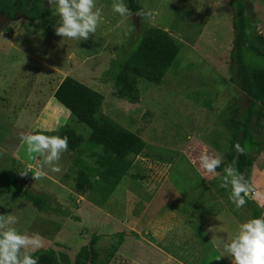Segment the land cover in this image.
I'll return each mask as SVG.
<instances>
[{
    "label": "rangeland",
    "instance_id": "rangeland-1",
    "mask_svg": "<svg viewBox=\"0 0 264 264\" xmlns=\"http://www.w3.org/2000/svg\"><path fill=\"white\" fill-rule=\"evenodd\" d=\"M123 2L128 6L127 0ZM136 2L140 7L138 29L132 15L122 17L113 12V0H95L97 7L102 6L103 15L96 32L81 41L56 35L54 25L58 16L52 14L47 1L44 4L50 11V33L38 21L0 15V150L4 153L0 155V187L1 181L11 174L24 189L46 198V208L41 210L20 194L6 190L0 193V215L15 216L17 222L12 227L22 234H39L41 248H52L64 264L76 258L88 260V242L93 236L97 238L101 264H231L227 256L215 260L224 254L222 241L234 234L237 227L225 211L218 209L217 220L207 228L189 230L197 224L190 216L195 208L208 205L209 199L200 192L190 199L171 202L179 213L173 220L163 219L169 214L165 213L154 221L162 227L159 232L169 237L177 234L180 240H158L160 248H155L156 240L145 226L149 217L155 218L154 201L183 194L187 186L198 181L187 154L195 160L193 156L203 151L202 143L218 149L222 162L236 152L234 145L239 142L240 131L235 124L240 106L233 110L234 104L224 108L222 103L224 93L230 99L242 101V105L245 97L232 79L228 48L223 49V55L213 53L210 62L187 45L199 36L200 22L205 16L195 14V0ZM255 11L264 14V0H252L254 15ZM229 22L232 27V17ZM169 26L168 32L179 45L173 64L159 82L130 74L138 97L134 101L119 97L114 78L140 32L150 27L167 31ZM66 75L100 92L102 112L137 133L145 143L139 154L129 156L127 174L106 196L102 194L104 187L97 188L101 181L93 173H88L87 189H77L75 185L79 167L73 158L79 153L87 164L96 165L102 152L98 146L83 147L80 151L68 149L59 161L63 169L60 173H53L46 166L47 176L39 180L31 172L20 175V171L29 168L33 172L38 170L42 159L38 154L27 153L21 131L53 135L62 126L70 125L85 139L90 134V129L78 123L53 97ZM261 111L258 121L250 126L260 150L249 153L252 162L245 176L255 189L251 199L264 214V109ZM225 167L220 165L217 169L223 171ZM219 193L241 222L250 218L245 206L238 209L229 199L230 189L222 187ZM184 225L187 230H179ZM194 237L200 245L198 253L179 255L193 250ZM173 240L180 243L176 254L168 243Z\"/></svg>",
    "mask_w": 264,
    "mask_h": 264
},
{
    "label": "trees",
    "instance_id": "trees-1",
    "mask_svg": "<svg viewBox=\"0 0 264 264\" xmlns=\"http://www.w3.org/2000/svg\"><path fill=\"white\" fill-rule=\"evenodd\" d=\"M47 0H0V15L9 19L22 16L29 21H38L42 29L51 32L49 22V8L44 2ZM137 0H127L131 12L140 9ZM234 41L230 51V66L234 79L241 90L248 97V104L241 112V119L236 121V128L240 131L239 143L246 147L247 154L237 152L228 154L229 160L222 162L225 167L236 160V167L245 174L252 158L250 152L259 151V143L252 136V119L256 121L260 111L264 108V36L257 30V18L252 12V0H230ZM179 51L178 43L165 30L150 27L142 30L134 41L128 56L122 62L115 78L114 86L119 97L136 100L138 91L135 80L130 76L142 77L153 82H159L166 70L173 64ZM53 97L64 106L77 119L90 129L89 136L85 139L77 134L70 125H64L53 135L66 136L68 149L78 150L83 147H100L96 165H89L79 153L73 158L79 167L76 188L85 190L89 186L88 173H93L100 178L98 187H104L102 194L108 195L115 188L119 180L127 174L131 165L130 155H137L145 143L141 137L111 118L101 110L103 96L100 92L90 88L72 76L66 75L54 90ZM0 193L11 190L32 202L37 208H46L44 194H37L23 188L13 175L1 181ZM96 187V186H95ZM94 188V186L92 187ZM245 208L250 217L260 216V207L248 199ZM96 237H91L88 242V260L74 259L70 264H101L99 251L96 247ZM39 258V264H64L52 248H40L34 252Z\"/></svg>",
    "mask_w": 264,
    "mask_h": 264
},
{
    "label": "clouds",
    "instance_id": "clouds-1",
    "mask_svg": "<svg viewBox=\"0 0 264 264\" xmlns=\"http://www.w3.org/2000/svg\"><path fill=\"white\" fill-rule=\"evenodd\" d=\"M52 14L58 16L54 25L56 35L81 41L88 40L95 33L103 15L102 6L97 7L95 0H47ZM112 10L120 16H131L132 12L123 0H113ZM51 131V129L49 130ZM20 138L26 145L29 155L35 153L41 159L38 170L29 168L20 171L21 176L29 172L35 180L47 176L45 167L53 173L63 169L59 161L63 153L68 151V138L60 135H46L43 132H20ZM235 150L241 155L247 154V149L239 142ZM0 150V155H3ZM12 155L19 158L15 152ZM199 167L208 174L215 176L222 158L211 154L208 150L201 152L198 158ZM221 186L230 189L229 199L236 208L244 207L248 199L254 198L255 189L245 174L236 167V160L224 168ZM16 217L0 215V264H39V258L34 252L42 247L39 234L26 235L15 227ZM224 254L215 257L220 260L227 256L231 264H264V214L252 216L240 222L234 234L222 241Z\"/></svg>",
    "mask_w": 264,
    "mask_h": 264
},
{
    "label": "crops",
    "instance_id": "crops-1",
    "mask_svg": "<svg viewBox=\"0 0 264 264\" xmlns=\"http://www.w3.org/2000/svg\"><path fill=\"white\" fill-rule=\"evenodd\" d=\"M199 1L200 0H198V1L195 0L194 7H195V14L198 15L197 17L205 15L203 22H200V20H199V22L201 24L200 25L201 32L198 34L199 36H197V38L191 44L188 42L187 45L189 47L194 48L197 53H199L202 57L206 58L207 61H210V62L213 61V53L218 55V56L221 54L223 55L224 51H226V50H223L225 48H228V57H229L230 51H231L232 46H233V41H234L233 22H232V27H231V24L229 22V19L231 17L233 18L232 10H231L230 3H229L230 0H204L205 1L204 4L199 3ZM255 15H256L257 21H258L257 30L259 33H261L264 36V14L261 15L259 12L255 11ZM200 18H202V17H200ZM200 18H198V19H200ZM166 29H168L167 30V32H168L170 29V26H169V28H166ZM168 33L171 35L170 32H168ZM240 91H241V93L244 94V97H245L244 98L245 99L244 105H242V101H236V99H232V98L230 99V97L226 93H224L226 95V98L224 99L225 101H224V103H222L224 105V108H227L228 104H230V105L234 104L233 110H235L236 108H238L240 106V114H239V117L237 118V120L241 119V112L246 107V105L248 104L247 95L244 93L243 90L240 89ZM217 100H218V97H216L215 101H217ZM210 108L212 109L213 107H210ZM261 112L262 111H260V115H261ZM259 118H260V116H259ZM257 121H256V116H254L252 119V123L253 122L256 123ZM252 136H253V132H252ZM253 138H254V136H253ZM202 148H203V151L208 150L211 154L218 155L221 157V152L210 144L202 143ZM253 151H255V150H253ZM189 157L190 156L187 154L188 161L191 164V166L193 167V173H195L198 176V181L196 183H192L189 186H187L186 189L184 190L185 193H183V194L177 193L173 197L166 196V197L162 198L161 200L154 201V203H155L154 210L155 211H153V214H154L155 218L152 219V217H149V220L147 221V223H145V226H148L149 229H151L150 233L153 236V237L151 236V238L153 240H156V243L155 244L153 243L155 248H158V249L160 248L158 246V243H157L158 240L159 241L160 240H168L169 238L180 240V237L177 234L174 237H169L168 235L159 232L158 230L162 227L161 226L157 227L155 225V222H157V221H155V219L157 218V220H158V218H160V216H162L163 214L169 213L163 219L173 220V218L177 217L179 213L174 208L175 205H172L171 202L173 200H176V199H179L180 201H182L183 198L184 199H190L193 197V195H196L199 192L204 195V198L206 197L207 199H209V201H208V205H206V206H205V204L198 205L195 208V210L193 211V214L190 215L193 217L194 223L195 222L197 223L196 227H192V228L189 227L190 231L192 230V232H196V231H198V229H199V231H201L202 228L205 229V228H207V226H209L211 224V222L216 221L217 220L216 217L218 214L216 211H218V209H222L223 211H225L227 213V218H229L232 223L234 222L238 225L241 222L238 219L237 214L235 212L231 211L230 209H228V203L226 202L225 197H223L219 193L221 188H222V186H221L222 183L220 181H221V177L224 173V170L222 171V170L217 169L215 176H213L212 174L206 173L204 170H202L199 167V163H198V159H197V158H199V156H193L194 159L195 158L197 159L196 162H194L196 159L192 160ZM155 188L157 190H159L160 185L158 186V188L157 187H155ZM229 196H230V193H229ZM149 203H150V201L148 202V204ZM163 219H161V221H163ZM179 228H180L179 230H184V231L187 230L186 225H184L183 227H179ZM204 234H207V232ZM208 234H209L208 237H210L209 240L211 241L212 231H210ZM178 241L173 240L172 243L168 242L169 244H171L173 249H176V251L173 254H176L177 250H179L178 246H180V243L177 244ZM173 245H175V246H173ZM191 246H192L193 250H191V251L187 250L186 253L185 252H183V253L178 252L179 255L180 254H183V255L184 254L185 255L197 254L199 251L198 249H199L200 245H199L198 241H196L195 237L193 238V243Z\"/></svg>",
    "mask_w": 264,
    "mask_h": 264
},
{
    "label": "water",
    "instance_id": "water-1",
    "mask_svg": "<svg viewBox=\"0 0 264 264\" xmlns=\"http://www.w3.org/2000/svg\"><path fill=\"white\" fill-rule=\"evenodd\" d=\"M132 19H133V23H134V26L136 29L139 28V25H140V12L139 11H136L132 14Z\"/></svg>",
    "mask_w": 264,
    "mask_h": 264
}]
</instances>
